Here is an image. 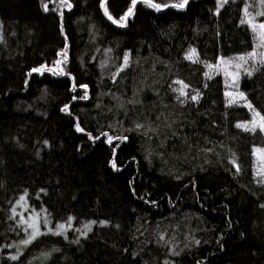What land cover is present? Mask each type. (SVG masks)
<instances>
[{
  "label": "trees",
  "instance_id": "16d2710c",
  "mask_svg": "<svg viewBox=\"0 0 264 264\" xmlns=\"http://www.w3.org/2000/svg\"><path fill=\"white\" fill-rule=\"evenodd\" d=\"M68 2L0 0V264H264V133L236 127L252 110L210 72L256 49L241 21L246 5L264 6L138 3L120 27L103 0ZM130 6L108 0L116 20ZM232 63L234 85L264 115V66ZM45 65L55 72H32ZM31 215L45 232L25 245Z\"/></svg>",
  "mask_w": 264,
  "mask_h": 264
},
{
  "label": "snow or ice",
  "instance_id": "6c2138e0",
  "mask_svg": "<svg viewBox=\"0 0 264 264\" xmlns=\"http://www.w3.org/2000/svg\"><path fill=\"white\" fill-rule=\"evenodd\" d=\"M229 2V0H218V4L220 7H223L224 4H227ZM60 3L62 5H65L69 8V10L71 9V4L68 2V0H60ZM138 3H142L148 7L154 8L156 11H160L162 8H166V7H172V8H181L183 9L188 3L189 0H181L180 3H173V4H160V3H155L154 0H131V6L128 8L127 12L120 17L119 20H116L113 18V16L111 15V13L109 12L108 9V0H103V3L101 4V7L104 9V15L108 17L109 20H111L114 24H118L120 27H126L127 24V20L129 17L134 15V10L136 9V6ZM259 3L261 6H264V0H259ZM248 7L249 6H245L244 8V13L246 17H250L249 19L246 20H242L241 23L244 24H248V26L251 28L256 40H257V44L256 47L257 48H264V22H257L256 17L257 16H261L264 17V11H259L257 13H255V15H253L252 13H250L248 11ZM43 8L44 11L47 12L49 10L48 8V4L44 3L43 4ZM217 14H219V11H217ZM61 16H63V12L60 13ZM60 55L62 56H67V49L64 50V52L60 53ZM196 55V50L195 49H190L188 55L186 56V59L191 60L193 63H196L197 60L193 59V57ZM259 55V60L257 61L256 58ZM233 59H238L240 61H244L245 63H247L248 60H253L254 62H258L260 63L262 66H264V52H260L259 54L256 51H252L247 53L246 55H242L236 58H230L229 60H225L223 57H221V62L224 63L225 65L231 64ZM61 63V61H57L56 64L59 65ZM64 63H66V59L64 61ZM124 65L127 66L128 65V57L125 56L124 57ZM208 67H213L212 65H208ZM237 68L240 67V65H236ZM47 70V71H54V69H50L47 68V66H43L42 68H33L32 72H36V73H40L43 74V71ZM123 70V68L121 69ZM55 74H59V75H67V73L64 72L63 68H60L58 73ZM248 75H251V72L247 73ZM29 75H31V72L29 73ZM175 83L181 85V87L179 89H174V91H178L180 96H187L188 93L185 92V89L188 88V85L185 84L182 80H177L175 81ZM75 87V86H73ZM82 87H84L85 89H87V85H83ZM198 95H193L191 96L192 100H196L198 98ZM226 95H231V93H226ZM240 96L242 98H244V94L240 93ZM247 107H249L250 109H252L253 111V119L251 121L252 127L249 128L247 124H237L236 127L238 128H243L245 131H252L255 132L257 128H259V130L264 133V115H261V113L259 111H256L253 106L251 104H248ZM64 111H67V107L64 109ZM137 127H143L142 125H138ZM77 130L78 131H83V129H81L79 127V125H77ZM107 135V134H105ZM117 139H127V137H117ZM113 137L109 136L108 137V142L109 144L112 143ZM255 152L260 154V158L261 161H264V148H257L255 149ZM234 166L236 167V171L239 172L240 171V167L238 164H236L235 161H233ZM112 167L115 169L116 166V162L115 160H113L112 162ZM258 175L264 177V167H261V169L258 171ZM21 199L23 200V197H21ZM262 207H264V205H262ZM72 218H69V220H71ZM91 223H95V221L91 222ZM103 223V222H102ZM29 228L32 229V234L30 235L29 239L22 241L23 244L28 245L30 244L33 240L36 239V237L38 235H43L44 233L40 232L39 229V225L37 223H32L28 225ZM85 229H87V231H91V224H86ZM59 230L55 231L53 234L54 235H62L64 230L66 229V225L65 224H60L58 226ZM49 231H51V229H49ZM82 234H86V233H82ZM78 243V241H75ZM13 260L17 259L16 256L12 257Z\"/></svg>",
  "mask_w": 264,
  "mask_h": 264
},
{
  "label": "rangeland",
  "instance_id": "374dc122",
  "mask_svg": "<svg viewBox=\"0 0 264 264\" xmlns=\"http://www.w3.org/2000/svg\"><path fill=\"white\" fill-rule=\"evenodd\" d=\"M255 48L256 49L254 51H257V47H255ZM260 51L261 52H264V48H260ZM214 68L215 69H210V72L211 73L221 72L226 77V80L228 81V84L227 85L229 86V89H228L227 93H231V95H227V97L229 98V96H230V100H231L230 102L242 101L245 106H247L248 104H250V102L248 101L247 96L243 92V90L241 88L238 89L237 86L234 85V83H233V82H236L237 81V75L236 74L238 72V68L236 67V65L233 64L232 62H231V64H228V65H225L224 63H220L219 62V63H217V66H215ZM240 93H243L244 94V98H242L240 96ZM256 111H258V110H256ZM252 119H253V111H252ZM251 121L241 122V124H247L248 127L251 128L252 127ZM257 129H259V128H257ZM257 148H264V146L263 147H256L255 149H257ZM255 158H256L255 159L256 160V170H257V173H258V171L261 169V167H264V161H261L260 154H258L256 152H255ZM21 210H23V208H20L19 212ZM20 213H22V212H20ZM39 217L40 216H37V215H31V217H28V219H25L24 221L28 225L29 224H32V223H37L39 225V227H40V224L41 223H40V221L38 219ZM47 231H49V230H47ZM31 232H32V229H31ZM40 232L43 233V232H45V230H42Z\"/></svg>",
  "mask_w": 264,
  "mask_h": 264
}]
</instances>
